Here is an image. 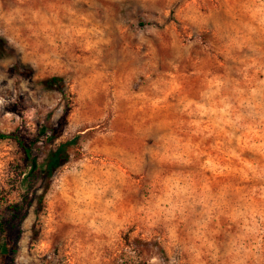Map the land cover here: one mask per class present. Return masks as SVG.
I'll use <instances>...</instances> for the list:
<instances>
[{
    "label": "rangeland",
    "instance_id": "obj_1",
    "mask_svg": "<svg viewBox=\"0 0 264 264\" xmlns=\"http://www.w3.org/2000/svg\"><path fill=\"white\" fill-rule=\"evenodd\" d=\"M0 133L67 143L0 139L1 264H264V0H0Z\"/></svg>",
    "mask_w": 264,
    "mask_h": 264
},
{
    "label": "trees",
    "instance_id": "obj_2",
    "mask_svg": "<svg viewBox=\"0 0 264 264\" xmlns=\"http://www.w3.org/2000/svg\"><path fill=\"white\" fill-rule=\"evenodd\" d=\"M43 83L48 87L56 88L58 91H60L62 87L61 79L57 77H51L49 79H46L43 81ZM61 130H62V116L58 119L56 128L51 129L49 131L50 133L48 135V138L54 139L58 137L61 134ZM7 138L12 139L16 144V146L18 147V149L21 150L23 155L24 170H28L30 167H32L34 165V157L30 145L25 144V142L18 135L15 134L5 135L0 133V139H7ZM66 144H60L53 151L48 152L45 156L42 165L36 168L35 170L36 173H33V171L28 170L27 176L28 177L34 176L35 180H38L43 177L51 176L53 172L59 166L63 165L67 160V156L64 151ZM18 209L19 207L16 206H12L9 208L12 214L16 213ZM11 244H12V236H11V228L8 225V220L0 217V264L2 263L4 256L7 255Z\"/></svg>",
    "mask_w": 264,
    "mask_h": 264
}]
</instances>
